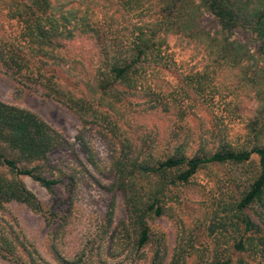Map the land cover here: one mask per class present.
Instances as JSON below:
<instances>
[{
	"label": "trees",
	"instance_id": "16d2710c",
	"mask_svg": "<svg viewBox=\"0 0 264 264\" xmlns=\"http://www.w3.org/2000/svg\"><path fill=\"white\" fill-rule=\"evenodd\" d=\"M0 3L8 18L18 24L16 35L0 32V63L6 72L23 85L41 88L44 95L78 115L82 128L75 137L92 164L98 167L83 132L86 128L110 133L109 137L121 143L122 152L114 151L111 156L113 177L107 188L121 191L125 197L127 218L118 223L123 244L142 253L151 241L149 219L173 212L180 186L195 179L203 167L235 165L242 179L235 177L232 183L240 191L218 203L220 209L213 212L206 226L213 237L212 256L204 258L203 250L196 249L190 237L177 242L168 264H184L190 256H195L193 264H264V68L257 66L259 59L264 61V0ZM203 10L215 16L219 28L209 29L201 23ZM239 28L251 33L258 44V56L248 42L233 37ZM80 37L91 38L97 54L95 72L81 64L79 77L84 89L69 86L50 71L54 64L77 63L71 58L70 43ZM185 50L190 55L187 63L176 56ZM245 63L247 68H241ZM236 67L241 68L237 75L242 83L256 90L255 95L250 88L245 90L259 100L252 108L253 116L246 112L247 124L235 143L228 139L213 147V131L202 130L193 145L194 137L185 131L193 128L187 126L189 115L198 114L211 97L217 77ZM234 92L236 103L239 88ZM156 106L173 117L174 127L163 133L155 130L152 144H145L146 139L136 143L134 134L143 130L139 122L144 124L146 112ZM67 146L74 149L73 142L39 115L0 99V165L11 172L0 169V203L18 200L44 214L48 223H57L50 233L55 243L62 238L66 214L45 208L19 176H29L52 192L57 182L65 181L68 195L64 202L69 205L76 193L78 171H65L50 161L57 149ZM44 171H56L61 177L46 176ZM113 209L112 200L107 222ZM4 232L0 229L1 250L9 255L18 252L20 258L25 252L28 261L38 264L22 242L20 250ZM156 259L160 264L157 253Z\"/></svg>",
	"mask_w": 264,
	"mask_h": 264
},
{
	"label": "rangeland",
	"instance_id": "374dc122",
	"mask_svg": "<svg viewBox=\"0 0 264 264\" xmlns=\"http://www.w3.org/2000/svg\"><path fill=\"white\" fill-rule=\"evenodd\" d=\"M199 20L209 29L219 28L217 19L207 10L201 12ZM17 31L16 20L8 18L4 6L0 3V32L6 36L7 34L16 35ZM233 37L242 42H248L251 50L258 56V44L251 33L239 28ZM70 46H72L71 58L77 59L75 61L77 63L54 64L53 70L50 69V71L69 86L84 89L79 77L81 64L95 72L96 44L91 38L80 37L74 43L71 42ZM176 56L186 63L190 57L188 50L182 54L177 53ZM257 66L263 69L264 61L259 59ZM242 67L247 68V63ZM241 68H232L230 73L219 75L215 81L216 90L211 97L204 101L198 114L189 115L187 126L190 125L193 128L185 129V131H188L191 138L194 137L193 145L196 146L199 132L202 130L213 131L214 140L211 142L213 147L228 139L235 143L236 137L241 135L247 124V113L253 116L252 108L259 105V100L245 94V90L250 87L245 86L237 75ZM262 86L264 88V82ZM237 87L239 94L236 105L234 88ZM250 92L255 95V88H250ZM0 99L33 111L66 139L73 142L74 149L68 146L57 149L50 158L54 165L61 166L65 171L71 172L74 169L78 171L76 193L69 205L64 202L68 195L65 181L57 182L52 192L29 176H19L26 187L37 195L45 208H55L60 215L66 214L63 235L58 243L50 237L52 225L57 223H48L44 214L33 211L29 206L15 199L0 203V229L6 231L4 233L16 242L20 250L22 245L19 242H22L32 252L38 264H157L155 263L156 253L161 256L160 264H168L169 258L174 255L177 242L188 241L190 237L192 239L189 242H192L199 251L203 250L204 258L212 256L213 237L206 226L213 212L220 209L218 203L228 201L233 194L239 193V188L232 183L235 177L242 179L239 167L209 165L201 168L196 178L190 183L180 186L177 189L180 198L174 201L173 212L149 219L151 241L140 254L130 244L122 243L123 237L118 223L127 218L124 194L107 188L113 177L111 156L115 152L117 154L122 152V145L116 137L111 138L110 133L104 134L95 128L88 129V127L83 131L95 153L98 167L92 164L80 151L79 142L75 137L82 128L78 115L56 99L44 95L41 88L21 84L6 72L1 63ZM132 100L136 99L132 98ZM143 122L145 123L139 122L143 130L140 129L138 134H134L136 143L139 144L144 139H146L145 144H152L156 136L155 130L163 133L174 127L173 117L168 116L165 110L157 106L151 108L150 112H146ZM156 124H159L161 128L166 126L167 129L159 130ZM128 130L131 131V129ZM132 131L134 132V128ZM111 151H113L112 154ZM76 155L79 156L81 163ZM0 169L11 175L6 166L0 165ZM52 172L44 171V175L61 177L58 172ZM112 200L114 201L112 218L110 222H107L106 213ZM58 218L57 220H60L62 217ZM16 234L17 241L13 238ZM22 254L20 258L18 252L16 255H9L0 249V264H24V262L33 264L28 261L30 259L27 253ZM237 256L238 254L235 253L234 259ZM190 257L184 264L194 263L195 256Z\"/></svg>",
	"mask_w": 264,
	"mask_h": 264
}]
</instances>
